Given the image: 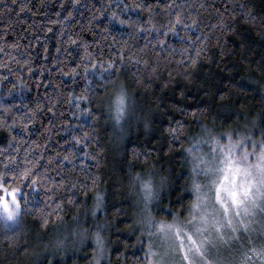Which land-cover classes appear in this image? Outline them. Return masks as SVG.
<instances>
[{
	"label": "trees",
	"instance_id": "trees-1",
	"mask_svg": "<svg viewBox=\"0 0 264 264\" xmlns=\"http://www.w3.org/2000/svg\"><path fill=\"white\" fill-rule=\"evenodd\" d=\"M133 2L16 0V4L12 5L11 0H0V33L4 34L0 45L14 42L20 45L19 49L6 47V52L16 57L19 64L0 53V61L5 65L0 67V150L10 152L22 162L26 150L35 152L37 156L40 152L49 156L63 151L67 147L64 141L69 138L70 130L75 128L79 133L81 124L86 123L85 130L95 129L90 150L95 151L99 146L103 152L99 156L98 167L91 159L86 163L92 173L100 177L98 189L104 193L106 211L97 213L95 222L96 225H105L107 221L105 227L108 231L104 232L110 243L113 264H137L144 251L143 245L137 241L138 235L132 232L135 196L129 191L130 162L134 164L132 171L139 172L145 179L149 174L168 176L169 187L161 195V206H167L170 212L186 214L192 198L184 180L188 166L181 159L182 152H168L166 129L174 119L187 120L189 135L198 133L199 128L192 117H182L179 111L172 109L186 108L188 112L207 109L203 122L211 127L215 118L218 130L234 127L239 122L235 119L229 121L233 111L242 118H264V71L260 70L264 65V0H175L177 10H183L186 22H189L190 13L201 21L199 30L192 29L190 32L193 37L202 33L209 36L206 58L202 57L195 67L176 63L183 59L178 49L184 31L178 28L179 35L160 37L166 40V46L176 47L177 54L166 63L162 62L158 78L153 79L150 86L146 79L143 85L135 82L138 67L143 77H147L142 65L126 63L115 80L116 85L123 83L127 86L135 112L120 125L123 132L115 126L109 110L114 86L104 82L105 86L101 88L99 76H89L90 80L94 79L91 87L96 93L92 99L100 101L99 105H90L98 120L92 121L90 117L80 115L74 103H66L69 93L80 95L85 87L80 75L71 76V69L80 63L83 55L77 45L87 42L96 58L106 61L118 60L122 47L125 57L129 52L138 53L145 43L144 33L137 35L128 23H120L121 20H147V12L124 8L125 4ZM146 2L155 4V0ZM202 3L204 8L200 7ZM5 4L12 11L5 8ZM21 4H27L31 10L19 12ZM217 10L223 14L226 30L212 28L221 19ZM69 12L72 13L70 17ZM113 12L117 15L113 16ZM153 16L158 24L167 23L168 17L161 9L156 8ZM69 36L77 40L76 45L68 43ZM155 38V33L148 37L153 42ZM162 83L167 86L162 88ZM160 101L169 107L157 109L156 104ZM82 106L89 105L85 102ZM73 112H77V116H73ZM145 116L151 120L147 128L144 127ZM22 125L27 127V132L21 133ZM20 135H23V140L19 139ZM13 136L17 140H12ZM33 141L43 147L37 149ZM17 144L20 145L19 151L16 150ZM134 148L150 152L148 162L144 157L133 161L131 152ZM52 167L55 168V164ZM177 174H180L179 181L176 180ZM48 175L59 179L51 169ZM80 178L83 180L82 174ZM22 192L26 194L28 203L19 223L0 220V264H34L37 237L50 234L61 224L74 222L77 215L79 219L86 217L91 220L90 213L85 216L83 206L78 212L73 205L65 204L59 218L53 215L47 227H41L40 217L34 209L42 207L45 202L52 203L46 201V188L24 187ZM64 196L66 199L67 194ZM79 199L84 198L81 196ZM92 203L90 192L86 204L91 206ZM117 209L120 211L117 212ZM154 211L160 214L158 210ZM117 253L124 255L117 259ZM43 264L48 263L45 261ZM54 264L61 263L55 261Z\"/></svg>",
	"mask_w": 264,
	"mask_h": 264
},
{
	"label": "snow or ice",
	"instance_id": "snow-or-ice-1",
	"mask_svg": "<svg viewBox=\"0 0 264 264\" xmlns=\"http://www.w3.org/2000/svg\"><path fill=\"white\" fill-rule=\"evenodd\" d=\"M11 4L15 5L16 0H11ZM4 6L12 11L8 4ZM200 7L204 8L205 5L202 3ZM124 8H136L148 14L147 20L143 22L120 21L122 24L128 23L137 35L145 34V43L138 53L129 52L125 57L122 47L118 52V60L105 61L96 58V54L89 50L87 42L77 45L83 55L80 57V63L71 69V76L75 78L80 75L85 81V87L80 95L69 93L65 102L74 103L79 114L90 117L92 121L98 120L99 117L94 114L90 105L93 103L99 105L100 101L92 99L96 93L91 87L94 79L90 80L89 76L94 78L99 76L102 82L99 85L101 88H104V82L115 87V77L118 76L121 68L126 63H132L137 66L142 65L147 72L145 78L139 67L137 68L136 84L143 85L146 79L147 85L150 86L153 79L158 78V70L162 62L166 63L177 54V48L172 45L166 46V40L160 37H167L169 34L179 35L178 28L184 31L178 49L183 59L176 61L178 65L195 67L200 59L206 58L207 55L209 36L202 33L193 37L190 32L192 29L199 30L201 21L190 13L189 22H186L183 10H177L175 0H155V4L147 3L146 0L139 2L134 0L131 5L125 4ZM156 8L161 9L168 17L166 24H158L155 21L153 13ZM25 9H28L27 4L19 6V12ZM217 14L221 19L218 25H212V28L219 27L226 30L223 14L219 10ZM71 15L72 13L69 12L68 16ZM112 15L116 16L117 13L113 12ZM50 23H59V21H50ZM153 33L156 36L155 42L148 39ZM3 40L4 34L0 33V41ZM68 43L76 45L77 40L69 36ZM6 47L19 49V43L0 45V53L19 64L20 61L16 57L6 52ZM24 63L27 64L28 61ZM0 67H5L2 61ZM78 69L81 71L78 72ZM260 70L264 71V65ZM171 75L170 72L169 76ZM185 75H189L187 67ZM166 86V83L161 84L162 88ZM180 94L183 97V91ZM154 99L160 100L158 97ZM85 102L89 106H82ZM133 104L134 102L130 103L127 86L122 83L121 91L115 95L110 106L111 119L121 132L123 128L120 122L130 112H135ZM161 107L169 106L160 101L156 104V108ZM172 110L179 111L182 117H192L196 127L199 128L198 133L189 135L187 120L174 119L166 129L169 137L166 145L168 152H182L181 159L187 163L188 172L184 180L192 198L188 202L186 215L172 211V218L169 220L167 206H161L160 203L162 191L169 187V177L160 175L159 183L156 184L153 182L152 174L145 179L139 172H133L134 164L130 162L129 191L133 193L138 182L140 193V196L134 200L136 211L133 213L132 224L135 225L133 231L139 233L137 241L144 249L143 256L137 260V264H264V118L255 116L251 119L242 118L239 113L233 111L228 117L229 121L235 119L239 122L234 127L218 130L215 126V118L211 127L203 122L207 116V109L188 112L186 108L176 107ZM72 115L77 116V112H73ZM143 121L145 128L151 123L148 116L143 117ZM79 128V133L75 128L70 130L69 138L64 141L67 147L63 151L54 152L49 156H45L43 152L37 156L35 152L26 150L22 162H19L10 152L0 150V157L3 158L0 160V218L5 222L12 221L13 224H18L28 203L26 194H23L22 190L24 187L37 186L46 188V201H52L34 209L40 217L41 227H47L53 215L59 218L65 204L73 205L78 212L83 206L85 216L90 213L94 221L97 213L106 211L104 193L98 189L100 177L98 174H93L86 163L91 159L98 167L103 148L97 146L95 151L90 150L95 129L85 130L86 123L79 125ZM47 130L51 131V129ZM27 131V127L22 125L21 133ZM19 139L23 140V135H20ZM12 140H17V137L13 136ZM32 144L37 149L43 147L35 141ZM205 145L208 146L207 151H204ZM16 150H20L19 144ZM131 155L133 161L144 157L145 162H148L147 158L151 153L134 148ZM41 160L45 163L41 164ZM53 164L55 168L52 167ZM50 169L56 172L59 179L48 175ZM81 174L83 180L80 178ZM179 179L180 174H177L176 180ZM90 192L93 203L88 206L86 200ZM64 194H67L66 199ZM81 196L84 199H79ZM153 208L159 210V216ZM74 218L79 219V216ZM106 224L107 221L105 225L97 224L90 236L88 229L80 228L79 243L83 245L87 240H91L94 245L89 264H113L111 249L107 237L103 234ZM254 236L259 238V243L254 241ZM144 237L147 239H143ZM56 247L61 248L62 242H58ZM123 255L117 253V259ZM48 264H52L51 260Z\"/></svg>",
	"mask_w": 264,
	"mask_h": 264
},
{
	"label": "rangeland",
	"instance_id": "rangeland-1",
	"mask_svg": "<svg viewBox=\"0 0 264 264\" xmlns=\"http://www.w3.org/2000/svg\"><path fill=\"white\" fill-rule=\"evenodd\" d=\"M122 122L123 120L120 122V125L122 124ZM207 150H208V146L205 145L204 151ZM155 209L156 208H153V211ZM135 211H136V205L134 203V212ZM167 213H168L167 218L170 220L172 218L171 216L172 212H170V210L167 209ZM0 220L3 221V218H0ZM11 223L13 222L11 221ZM88 224H90L91 227L90 225L88 226ZM93 226L96 228V222L92 219V217L90 221L88 220V218L85 217L82 219H77L71 223L61 224L55 229H53L52 232H50V234L46 236L43 235L37 237L38 238L37 248L34 255L35 258L33 259L34 264H43L45 261L48 263L49 260H51L52 264H54L55 261H59L61 264H89L92 258V248L94 247V245L92 244L91 240H87L83 245H81L79 243L78 233L80 231V228L82 227L88 229L90 236L92 231L95 230ZM134 227L135 225H133V228ZM133 228H132V232L139 235L138 232L133 231ZM104 231H108V229L105 227ZM103 234L107 237V241H108L107 233L103 232ZM143 239L146 240L147 237H144ZM253 239L257 243H259V238L257 236H254ZM58 242H62L61 248L56 247ZM140 245L142 246V244ZM108 246L110 248L109 241H108ZM225 255H227V253H225Z\"/></svg>",
	"mask_w": 264,
	"mask_h": 264
},
{
	"label": "clouds",
	"instance_id": "clouds-1",
	"mask_svg": "<svg viewBox=\"0 0 264 264\" xmlns=\"http://www.w3.org/2000/svg\"><path fill=\"white\" fill-rule=\"evenodd\" d=\"M121 87H122V83H120V84H118V85H116V86L114 87V90H113V92H112V99H111V102H110V104H109V110H110V106L112 105V102H113V100H114V98H115V95H116L119 91H121ZM128 95H129V100H130V94H129V92H128ZM130 115H132V112H130V113L128 114V116H130ZM159 178H160L159 175H153V182L156 183V184H158V183H159ZM133 195H134L135 197H139V196H140V193H139V184H138V182H137V184H136V188H135V190L133 191Z\"/></svg>",
	"mask_w": 264,
	"mask_h": 264
}]
</instances>
